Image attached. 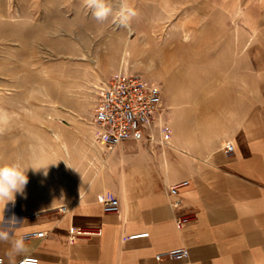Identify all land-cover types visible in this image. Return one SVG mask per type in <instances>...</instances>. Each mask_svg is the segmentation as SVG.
Wrapping results in <instances>:
<instances>
[{
  "label": "crops",
  "instance_id": "1",
  "mask_svg": "<svg viewBox=\"0 0 264 264\" xmlns=\"http://www.w3.org/2000/svg\"><path fill=\"white\" fill-rule=\"evenodd\" d=\"M44 1L0 0V19L16 20ZM128 4L160 12L155 22L180 9L181 25L213 24L212 31L165 37L167 141L160 144L154 131L153 142L126 141L106 151L91 128L77 147L58 146L47 161L44 142L31 155L0 145V162L20 157L25 166L48 165L46 176L29 169L26 198L17 194L4 211L5 220L22 221L13 238L45 231L24 239L25 255L40 264H264V0ZM51 5L86 7L83 0ZM183 181L188 184L170 192ZM103 196L118 198L119 213L103 210ZM136 233L143 235L129 238ZM179 247L188 249L187 258L157 257ZM9 249L0 242L3 264H11Z\"/></svg>",
  "mask_w": 264,
  "mask_h": 264
},
{
  "label": "rangeland",
  "instance_id": "2",
  "mask_svg": "<svg viewBox=\"0 0 264 264\" xmlns=\"http://www.w3.org/2000/svg\"><path fill=\"white\" fill-rule=\"evenodd\" d=\"M52 3L0 19V145L31 155L44 142L46 161L58 146L74 149L90 135L100 87L122 66L164 88L165 37L213 29L212 23L181 25L180 9L155 22L160 12L132 7L135 15L121 26L111 17L96 20L87 7ZM173 42L178 49L180 41Z\"/></svg>",
  "mask_w": 264,
  "mask_h": 264
},
{
  "label": "built area",
  "instance_id": "3",
  "mask_svg": "<svg viewBox=\"0 0 264 264\" xmlns=\"http://www.w3.org/2000/svg\"><path fill=\"white\" fill-rule=\"evenodd\" d=\"M163 110L161 86L122 66L112 79L100 87L98 105L91 120L94 139L106 151H112L126 141L153 142L156 140L154 131H159L161 135L157 141L164 143L170 131L163 121ZM233 149L234 146L230 143L225 147L228 154H231ZM187 184V181H183L173 185L170 187V192L177 193L179 187ZM100 200L105 212L119 213L118 198L103 196ZM59 211L66 212L67 206L62 205ZM186 221L187 218L178 219L177 223L182 226ZM44 235H46L45 231H31L23 233L21 238H39ZM142 235V233H136L129 238H138ZM71 239H75V235H72ZM26 256L30 257L28 264H32L33 261L40 264L37 256ZM188 256L189 251L185 247L173 248L157 255L158 258L169 257L176 260H183ZM23 258H20L16 264H19ZM3 263L4 259L0 256V264Z\"/></svg>",
  "mask_w": 264,
  "mask_h": 264
},
{
  "label": "clouds",
  "instance_id": "4",
  "mask_svg": "<svg viewBox=\"0 0 264 264\" xmlns=\"http://www.w3.org/2000/svg\"><path fill=\"white\" fill-rule=\"evenodd\" d=\"M83 4L89 9L98 21L112 18L114 23L127 26L135 15L128 0H83ZM48 165L25 166L22 158L15 157L0 162V242H9L10 249L7 255L11 264H16V257L23 256L19 264H28L30 257L26 256L27 246L24 238H13L14 230L22 222L15 215L5 220L4 211L9 204L15 205L17 194L26 198L25 188L28 183V171L39 172L47 175ZM32 264H36L35 261Z\"/></svg>",
  "mask_w": 264,
  "mask_h": 264
}]
</instances>
